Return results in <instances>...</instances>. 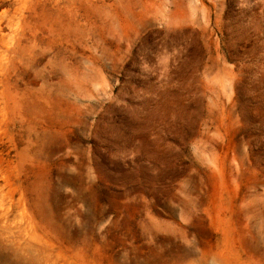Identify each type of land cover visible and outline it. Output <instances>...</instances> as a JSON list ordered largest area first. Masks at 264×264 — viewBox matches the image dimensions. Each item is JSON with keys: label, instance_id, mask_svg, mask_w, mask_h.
<instances>
[{"label": "rangeland", "instance_id": "374dc122", "mask_svg": "<svg viewBox=\"0 0 264 264\" xmlns=\"http://www.w3.org/2000/svg\"><path fill=\"white\" fill-rule=\"evenodd\" d=\"M0 264H264V0H0Z\"/></svg>", "mask_w": 264, "mask_h": 264}, {"label": "bare ground", "instance_id": "6f19581e", "mask_svg": "<svg viewBox=\"0 0 264 264\" xmlns=\"http://www.w3.org/2000/svg\"><path fill=\"white\" fill-rule=\"evenodd\" d=\"M242 202H243V201H242ZM249 231H250V230H249ZM184 232H185V231H184ZM184 235H185V234H184ZM253 236H254V235H253ZM242 240H243V239H242ZM250 240H251V239H250ZM255 240H256V239H255ZM255 240H254V241H255ZM257 240H258V239H257ZM245 241H246V239H245ZM248 241H249V240H248ZM257 244H258V243H257ZM254 245H255V244H254ZM255 246H256V245H255ZM190 248H191V247H190ZM190 248H189V249H190ZM190 250L192 251L193 249L191 248ZM180 251H182V250H180ZM188 251H189V250H187V252H188ZM190 253H192V252H189V254H190ZM185 254H186V253H184V255H185ZM182 257H183V256H182ZM184 257H185V256H184ZM166 259H167V258H166ZM175 259H176V258H175ZM177 259H178V258H177ZM177 259H176V260H177ZM179 259H180V257H179ZM188 259H189V258H188ZM163 261H164V260H163ZM180 261H181V260H180ZM180 263H181V262H180ZM182 263H183V261H182Z\"/></svg>", "mask_w": 264, "mask_h": 264}]
</instances>
